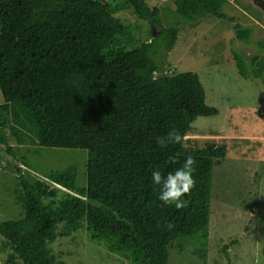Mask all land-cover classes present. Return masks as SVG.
<instances>
[{
	"label": "trees",
	"instance_id": "1",
	"mask_svg": "<svg viewBox=\"0 0 264 264\" xmlns=\"http://www.w3.org/2000/svg\"><path fill=\"white\" fill-rule=\"evenodd\" d=\"M226 2L174 5L180 15L227 19L221 12ZM123 8L160 29L159 35L150 42L133 39V30L114 17ZM234 29L239 40L248 38L247 29L238 24ZM177 35L176 27H162L159 11L144 0H125L115 8L101 0H0V147L14 162V201L23 213L0 222L4 264H63L53 245L75 244L82 231L131 264H168L171 250L207 240L212 171L227 147L190 139L196 118L217 114L206 104L199 77L155 75L156 41L163 38L167 55ZM172 129L184 135L183 144L159 147L156 138ZM24 136L39 147L87 151L80 197L73 193L74 166L44 179L23 175L25 160L16 149L27 143ZM188 155L196 161V185L182 197L187 206H164L151 173L174 171ZM170 156L177 162L169 163Z\"/></svg>",
	"mask_w": 264,
	"mask_h": 264
},
{
	"label": "rangeland",
	"instance_id": "2",
	"mask_svg": "<svg viewBox=\"0 0 264 264\" xmlns=\"http://www.w3.org/2000/svg\"><path fill=\"white\" fill-rule=\"evenodd\" d=\"M101 1L115 8L125 0ZM144 1L159 11L163 28L178 29L175 45L167 55L163 38L156 41L152 60L160 72L155 75L196 74L204 87L206 104L217 110L216 115L195 119L190 139H213L227 147L225 158L212 171L207 240L194 239L181 251L171 250L168 264H264V114L260 109L264 99L263 5L226 0L221 12L228 17L219 19L200 16L199 12L180 15L175 10L177 0ZM114 17L133 30V39L150 42L160 33L130 9H120ZM229 17L234 20L229 21ZM236 24L249 31L245 41L236 37ZM234 56L244 69L243 76ZM255 58L258 63L253 62ZM13 125L19 136L24 134L15 122ZM32 139L24 136L21 140L27 143L16 149V156L25 160L24 165L21 163L23 175L44 179L50 171L74 166L73 193L80 197L86 187L87 151L39 147L31 143ZM11 141L16 147V139ZM13 167L14 162L0 147V222L19 219L23 214L14 201ZM53 249L62 255L63 264H131L107 253L102 244L85 239L83 231L77 243L58 240ZM4 259L0 254V264Z\"/></svg>",
	"mask_w": 264,
	"mask_h": 264
},
{
	"label": "clouds",
	"instance_id": "3",
	"mask_svg": "<svg viewBox=\"0 0 264 264\" xmlns=\"http://www.w3.org/2000/svg\"><path fill=\"white\" fill-rule=\"evenodd\" d=\"M183 142L184 135L176 129L170 130L166 138H156V143L161 148H167L169 144H183ZM168 162L173 164L176 163V157L170 156ZM195 163L194 157L188 155L184 159L182 166L176 168L174 171H170L166 174L158 169L152 171V183L158 188L157 199L161 201L162 205H174L176 209L187 206L188 201L182 199V197L189 194L196 185V181L193 178Z\"/></svg>",
	"mask_w": 264,
	"mask_h": 264
},
{
	"label": "flooded vegetation",
	"instance_id": "4",
	"mask_svg": "<svg viewBox=\"0 0 264 264\" xmlns=\"http://www.w3.org/2000/svg\"><path fill=\"white\" fill-rule=\"evenodd\" d=\"M252 1V0H251ZM253 2L259 6H262L263 5V8H264V0H253ZM264 10V9H263ZM264 100V99H263Z\"/></svg>",
	"mask_w": 264,
	"mask_h": 264
},
{
	"label": "water",
	"instance_id": "5",
	"mask_svg": "<svg viewBox=\"0 0 264 264\" xmlns=\"http://www.w3.org/2000/svg\"><path fill=\"white\" fill-rule=\"evenodd\" d=\"M253 2V0H252ZM263 102H261V105H260V109L262 111V113L264 114V100L262 99Z\"/></svg>",
	"mask_w": 264,
	"mask_h": 264
}]
</instances>
